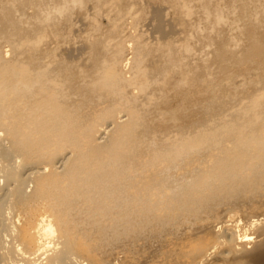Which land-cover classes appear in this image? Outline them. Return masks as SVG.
Segmentation results:
<instances>
[{"label":"bare ground","instance_id":"obj_1","mask_svg":"<svg viewBox=\"0 0 264 264\" xmlns=\"http://www.w3.org/2000/svg\"><path fill=\"white\" fill-rule=\"evenodd\" d=\"M0 264H264V0H0Z\"/></svg>","mask_w":264,"mask_h":264},{"label":"rangeland","instance_id":"obj_2","mask_svg":"<svg viewBox=\"0 0 264 264\" xmlns=\"http://www.w3.org/2000/svg\"><path fill=\"white\" fill-rule=\"evenodd\" d=\"M168 9H169V11H170L171 8H168ZM173 10H174V9H173ZM172 13H173V12H170V13L168 14V17L171 18V17L175 16V14L173 13V14H174V15H173ZM148 15H149V14H148ZM171 15H172V16H171ZM225 32H226V31H225ZM231 65H232V67H230V68H231L230 71H232V72H236V73H237V72H239L238 67H239V69L242 68V67L239 66L238 64H236L237 66H236L234 63L231 64ZM231 65H230V66H231ZM212 68H213V69H216V71H217V67H216V66H215V67H212ZM230 68H229V69H230ZM242 69H243V70H242ZM242 69H240V71H241L242 73L244 72L243 74H244L245 76H247L245 73H246V72L248 73V70H246V72H245V71H244V68H242ZM236 70H238V71H236ZM224 87H225V88H224ZM219 88H220V91H221L220 93H223V94H225V95H226L227 93H228V94H231V92H230V88L226 89L227 86H225L224 84L221 85V87H219ZM222 88H224V89H222ZM222 91H223V92H222ZM227 91H228V92H227ZM229 92H230V93H229Z\"/></svg>","mask_w":264,"mask_h":264},{"label":"clouds","instance_id":"obj_3","mask_svg":"<svg viewBox=\"0 0 264 264\" xmlns=\"http://www.w3.org/2000/svg\"><path fill=\"white\" fill-rule=\"evenodd\" d=\"M59 14V13H58Z\"/></svg>","mask_w":264,"mask_h":264}]
</instances>
